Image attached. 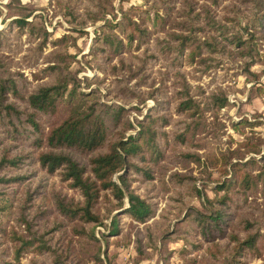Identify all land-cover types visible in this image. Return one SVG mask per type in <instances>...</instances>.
Instances as JSON below:
<instances>
[{"label":"trees","instance_id":"16d2710c","mask_svg":"<svg viewBox=\"0 0 264 264\" xmlns=\"http://www.w3.org/2000/svg\"><path fill=\"white\" fill-rule=\"evenodd\" d=\"M153 1L161 2L167 8L169 6L166 5H172L175 0ZM57 2L60 7L66 8L69 14L74 13L75 9L71 6L73 5L72 0H57ZM180 3L182 6L178 10L179 18L172 17L166 9L164 13H160L153 6L150 11L148 9L144 11L147 22L162 28L161 30L166 33L165 36L157 38L158 51L169 53L173 60L181 59L184 55L194 60L195 56H199L203 51L211 54L227 53L239 57H254L255 54H259L257 53V40L264 38V0H180ZM245 3L250 4L253 23L232 28L230 24L234 23L231 22L238 21V15L241 13L240 6ZM97 5L101 12L105 11L102 2L98 1ZM219 5L223 12L221 16L215 9ZM17 8L21 10L26 7ZM87 11L93 19L98 18L97 15H92L93 12L88 8ZM30 13V9L22 11L21 16L14 18L13 23L20 30L28 27L31 33L39 32V36L42 37L39 41L40 46L45 42L49 31L43 26H39L38 29L33 26L32 22L26 18ZM121 25L123 26L120 29L126 36L125 40L113 32H111V38L109 33L103 35L104 40L113 46V50L117 51L130 46L135 35L143 38L135 46H139L140 42L147 39L149 30L129 16L125 17V23L122 24L120 21ZM143 55L137 58L136 64L126 62L121 57L118 64H113L110 67L111 69H126L130 77L136 76L140 71H143L146 59L155 56V53L144 51ZM259 56H262L264 60V52ZM55 57L54 63L45 67L57 71L55 79L39 84L26 93L20 89L26 80L21 84L18 81V77L24 79L21 72L7 71L4 74L1 71L3 69L0 70V142L4 138L23 137L29 139V144L35 145L37 148L36 151L28 150L25 147L10 149L17 143L1 148L0 183H23L31 176L30 171L11 174L8 169H20L25 166L29 168L33 162H37L40 168L47 173L58 171L60 179L67 181L70 187L77 190L79 197L51 188L48 194L43 192L42 199L34 204L35 194H39L38 188H42L41 182L36 184L35 189H31L27 185L17 206L16 223L19 228H12L11 234L8 235V230L0 223V240L7 241L11 237L12 240H10L15 243L14 239H17V253L25 247H34L37 251L47 255L48 264H85L88 255L103 264L104 259L100 256L103 244L102 252L107 263L111 264L112 257L108 255L107 250L108 236L122 232L121 214L127 213L137 220L145 222L156 210V201L149 199L154 191L153 193L149 192L154 187H149L146 190V196L136 193L130 187L129 172L135 171L142 180L150 181L155 178L156 169L149 162L156 159L155 157L160 153L162 154V145L159 140L166 139L168 142L167 138L171 135L176 141L186 142L187 132L193 131V128L199 124V120L194 122L182 120V124H176L169 133L159 128L166 120L165 115L151 116L145 113L146 115L144 114L141 118L134 117L139 126L136 132L125 134L126 130L134 128L132 120L126 115L125 106L100 100L97 87H92L89 91H82L79 88L80 80L67 69L70 55L57 51ZM209 58L210 56L200 57L199 61L203 63ZM250 61H246L245 65H248ZM2 66L3 63L0 61V67ZM244 68L250 72L246 66ZM175 75H177L176 84L178 87L173 92L174 109L178 113L193 116L197 112L201 113L205 108L215 111L230 104L226 95L218 94L215 90L205 93L203 88L197 85L198 92H194L181 71L176 70ZM258 89L264 95V88L258 87ZM60 101H64L69 107V111L44 135L38 116L55 112ZM201 103L202 105H200ZM232 122L234 124L235 121ZM30 135L33 137L29 138ZM43 145L44 147H42ZM233 151L234 149H226L214 152L208 147V151L203 154L204 160L201 158L202 154L193 149L181 148L174 152V156H180L178 161L191 159L204 167L216 164L219 159L223 158L221 167L224 172H227L225 167L227 163L230 164L233 171L229 176L224 175L222 178L214 180L212 186L214 191L223 190V193H215L210 197L203 194L196 184V180H200V182L202 180V184L205 182V178L202 176L196 177L179 170H173L168 174V168L163 171L159 170L161 172L159 175L162 176L159 177L158 190L165 191L171 188L170 191H172L167 204L162 209L161 219L155 220L153 223L157 232L153 230L152 226L146 225L145 238L148 240V246L160 251L166 250L165 239L172 234H183L188 231L186 228L188 225H190V231L201 232L205 238L215 237L217 235L215 229H220L221 235H224L225 228H222L220 223L227 221L230 209L235 212L241 210L238 211L240 212L239 216L235 217L232 222V231L229 233L230 243L223 246L215 243L211 246L214 248L210 247L207 255L198 259L191 258L188 261L191 264H205L208 255L212 256L214 250L219 254L213 256L214 264H233L239 260L241 253L249 252V249L256 245L257 239L261 236L260 223L247 210L242 211L241 206L244 205L246 208L251 206L247 200L248 196H246L247 189L255 186L258 181L264 192V164L259 166L256 174L248 171L244 173L236 171V166L240 163L231 161L229 153ZM146 152H149L150 157H146ZM249 161L255 162V159L251 158ZM121 170L122 172L117 175L119 179L117 182L112 176ZM166 175H168L167 178H165ZM156 188L154 189L156 190ZM4 189L5 187H0V192L8 195L9 193ZM201 193L204 210L188 205L187 194L199 196ZM110 195L115 199L114 202ZM125 196L128 200L127 206H124ZM234 198L239 201H234ZM169 200H173L175 203ZM101 202L104 203V207ZM101 207L105 209V212ZM114 208L117 211L106 223L104 219ZM171 209L176 210V213L185 211L182 217L175 222L174 228L168 226V223L165 228L162 223L166 222L167 212ZM44 214H46L44 223L39 230L36 225L37 217ZM48 214H52L49 226L46 225ZM97 225L105 226L108 231H100V236H96L94 228ZM69 228L74 230L72 233L78 239L72 238L68 234ZM123 234L128 242L130 240L129 232L126 231ZM73 241L76 242V249ZM143 243L142 237L138 236L137 249L140 251L143 250ZM228 249L227 262H216L220 258V254ZM4 252L5 255H8V249ZM3 259L4 255H2ZM29 264L43 263L34 258ZM164 264H166L165 261Z\"/></svg>","mask_w":264,"mask_h":264},{"label":"rangeland","instance_id":"374dc122","mask_svg":"<svg viewBox=\"0 0 264 264\" xmlns=\"http://www.w3.org/2000/svg\"><path fill=\"white\" fill-rule=\"evenodd\" d=\"M72 1L73 5L71 6L74 7L75 11L69 14L66 8L59 6L57 0H0V61L3 63L0 70L3 69L1 70L2 73L5 74L7 71L21 72L24 79L18 77V81L21 84L26 80L25 84L20 86V89L26 93L39 84L48 83L55 79L57 71L45 67L54 63L56 60L55 54L60 51L70 55L67 69L80 80L79 88L82 91H89L90 88L97 87L100 100L125 106L127 109L126 115L134 125V128L126 130L125 134L136 132L139 126L134 117L141 118L145 113L151 116L156 114L165 115L166 120L159 128L169 133L176 124H182V120L192 122L199 120V124L193 128V131L187 132L186 142L176 141L171 135L167 138L168 142L166 139L159 140L160 145H162V154L160 153L155 157L156 159L149 162L156 169L155 178L150 181L142 180L135 171L129 172L130 187L136 193L143 196L149 187H157L156 190L153 188L149 192L153 193L154 191L149 199L156 201V210L145 222L137 220L127 213L121 214L122 232L108 236L109 245L107 250L108 255L112 257L111 264H164V261L166 264H191L188 261L189 259H198L203 255H207L213 244L217 243L220 246L226 243L229 244L232 222L235 217L239 216L240 212L238 211H241L240 209L237 212L230 209L231 212H229L227 221L220 223V226L225 228L224 235H221L220 229H215L214 231L217 230L215 237L205 238L201 232L190 231V225H185L188 231L183 234H172L165 239L164 247L166 250L164 251L147 245L145 228L146 225H149L157 232L153 223L155 220L161 219L162 209L167 204L172 191H170L171 188L165 191L158 190L159 177L162 176L159 175L161 173L159 170L163 171L168 168V174L173 170H179L196 177L202 176L205 178V182L202 184V180L201 182L196 180V184L203 194L205 193L210 197L214 196L215 193H223V190L214 191L212 188L214 180L222 178L224 175L229 176L233 171V168L227 163L225 166L227 172H224L221 167L223 158L219 159L218 163L210 164L207 167L191 159H180L178 161L180 156H174V152L179 149L188 148L198 151L202 154V160H204L203 154L208 151V147L214 152L226 149H234L235 151L237 149V151L229 154L232 162L238 161L240 163L236 166V171H241V173L248 171L256 174L259 166L264 164V157H262L264 155V95L258 89V87L264 88V60L262 56H259L264 52V38L257 40V53L259 54H255L254 57L232 56L220 52L211 54L203 51L199 56H195L194 60L186 55L181 59L173 60L169 53L165 54L157 50V38L165 36L166 33L161 30L162 28L160 29L151 22L148 23L144 11L147 9L150 11L151 6H153L160 13H164L166 9L172 17L179 18L178 10L182 6L180 0H175L172 5H166L169 6L167 8L163 3L154 2L153 0ZM98 1L104 4V12L100 11L97 5ZM17 7L26 8L19 10ZM87 8L93 12L92 15L95 14L98 18L93 19ZM240 8L241 13L238 15V21L230 24L232 28L253 23L250 4H242ZM27 9H30L31 13L26 18L32 22L33 26L37 29L39 26H43L49 31L45 42L40 46L39 41L42 37L39 36V32L31 33L28 27L20 30L13 23L14 18L21 16L22 11H27ZM215 9L218 10V14L221 16V13H223L221 5L216 6ZM101 15L103 17H100ZM126 16L138 21L142 27L149 30L146 36L147 39L140 42L139 46H135L140 39H143L142 36L135 35V39L130 46L115 51L113 46L104 40L103 35L109 33L111 38V32H113L125 40L126 36L120 29L123 26H120V21H122V24L125 23ZM221 19L224 20L222 17ZM166 28H169V26H166ZM199 33L202 34V32ZM144 51L155 53V56L146 59L143 71H140L136 76L130 77L126 69H111L110 66L118 64L121 57L126 62L136 64L138 62L137 58L141 55L144 56ZM208 56L210 58L203 61V63L199 61L200 57ZM248 60H251L250 63L245 65ZM245 66L250 72L245 70ZM176 70L184 74L194 92H198L197 85L201 86L205 93L215 90L218 94L226 95L230 104L215 111L205 108L201 113L197 112L193 116L178 113L174 109L175 99L173 96V92L178 87L176 84ZM68 111L69 107L66 106L64 101H60L55 112L40 114L38 120L44 135L51 127L59 123ZM232 121H235L234 124ZM32 137L33 135L29 136V138ZM29 141V139L23 137L18 139L4 138L0 142V149L6 145L17 143L10 149L25 147L28 150L36 151L35 145H30ZM186 143L188 145H185ZM145 155L150 157L149 152H146ZM251 158H254L255 162L249 161ZM8 171L11 174L30 171L31 175L20 184L0 183V187H5L4 190L9 193L6 195V193L0 192V207L3 208L0 209V223L3 227H6L8 235L11 234L10 230L12 228H19L16 223L17 206L20 203L21 196L25 193L27 185L31 189H35L36 184L41 182L42 188H38L40 193L35 194L34 204L42 199L43 192L48 194L51 188L79 197L77 190L70 187L67 181L60 179L58 171L47 173L40 168L37 162H33L29 168L26 166L20 169L10 168ZM121 172L122 170L115 172L112 178L119 182L117 175ZM167 177L168 175L165 176V178ZM260 184L258 181L256 187L253 185L247 189L246 196H248L247 200L251 203V206L247 209L243 205L241 209L242 211L247 210L258 220L261 236L257 239L256 245L250 248L249 252L241 253L239 260L233 264H264V192ZM186 196H188V205L200 210L205 209L202 193L199 196L188 194ZM111 200L112 202L115 201L113 197ZM169 201L175 203L173 200ZM234 201L239 200L234 198ZM101 204L104 207V203L101 202ZM127 205L128 200L125 196L124 206ZM102 211L105 212V209L103 208ZM116 211L117 209L114 208L104 221L108 223L111 215ZM184 211L176 213V210L171 209L167 212L166 222H161L162 225L167 228L166 223H168V226L174 228L175 222L182 217ZM48 215L47 226L50 225L52 217V214ZM45 216L46 214L37 217L36 225H38L39 230H41ZM100 231L106 232L108 228L97 225L94 228V234L99 237ZM126 231L130 234L128 242L123 236V232ZM72 232L74 230L69 228L68 234L72 238H77ZM138 236L142 237V242H144L141 251L137 249ZM10 239L12 240L11 237ZM10 239L8 238L7 241L0 240V264H29L34 258L43 264L49 263L47 255L37 251L34 247H25L17 253L16 242L18 240L14 239L16 242L13 243ZM73 244L76 249V242L73 241ZM102 248L104 249L103 244ZM6 249H8V255L4 254ZM103 249L100 251V256L104 259L103 264H108L102 252ZM228 254L229 249L224 250L216 262L226 263ZM2 255H4L3 260ZM216 255L219 254L213 250V255H208L205 264H214L213 256ZM165 257L166 260H164ZM86 260L85 264H102L89 255Z\"/></svg>","mask_w":264,"mask_h":264}]
</instances>
